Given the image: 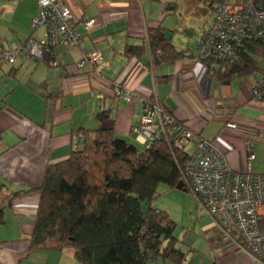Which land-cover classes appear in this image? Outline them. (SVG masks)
<instances>
[{
    "label": "crops",
    "instance_id": "crops-1",
    "mask_svg": "<svg viewBox=\"0 0 264 264\" xmlns=\"http://www.w3.org/2000/svg\"><path fill=\"white\" fill-rule=\"evenodd\" d=\"M63 1L73 16L75 27L84 36L83 48L55 46L53 52L58 66L46 65L22 51L16 53L13 64H0V183L4 184L3 192L37 187L45 166L67 158L78 146L81 130L112 127L116 136L139 145L134 128L140 124L144 100L162 102L163 107L193 133L192 141L224 134L234 146L228 154L230 167L244 169V140L250 139V134L242 128L264 130V101L252 99L249 93L251 86L264 79V64L259 65L257 57L254 58L259 72L234 77L228 83L213 79L197 56L198 43L207 29L204 27L194 52L177 48L171 42L185 55L153 65L146 51L140 57H127L124 53L126 46L144 43L137 33L129 30L130 24L143 23V11L134 10L141 0ZM92 3L96 4L95 8L89 11ZM37 14V0H0V37L6 47L18 49L30 37L46 39L44 27L31 28V20ZM100 15L101 23L89 32L85 33L77 23ZM159 22L162 25L161 19L147 21L144 18L147 27ZM93 49L102 53L108 66L99 72L90 66L77 70L74 66L83 52ZM117 81L134 93L135 98L127 101L113 95L111 88ZM102 109L108 111V115L100 120ZM229 123L240 128H228ZM258 143H264V139L251 144L253 152L259 148ZM251 170L264 174V158L255 155ZM37 205L35 190L21 193L4 209L0 225L5 224L6 214H9L18 231L15 229L10 239L0 240V264H23L34 249L22 239L33 231ZM213 227L208 224L204 229L205 233L213 230L212 241L217 238ZM219 245L212 264H249L230 242Z\"/></svg>",
    "mask_w": 264,
    "mask_h": 264
},
{
    "label": "trees",
    "instance_id": "trees-1",
    "mask_svg": "<svg viewBox=\"0 0 264 264\" xmlns=\"http://www.w3.org/2000/svg\"><path fill=\"white\" fill-rule=\"evenodd\" d=\"M204 1L214 11L216 0ZM237 2L264 8V0ZM164 30L160 22L150 25L147 41L141 46H126L125 55L140 57L146 51L153 65L184 56L165 37ZM54 48L49 47L37 59L53 66ZM237 55L234 63L213 61L199 53L197 56L213 79L228 83L234 77L260 71L254 57L264 58V39L255 37L245 42ZM163 110L172 121L165 124L164 132L149 146L116 136L112 127L85 129L80 131L78 146L67 158L45 166L37 187L3 192L4 184L0 183V223L4 209L18 195L36 190L38 205L33 231L22 239L30 248H71L80 264H147L157 257L185 264L186 255L174 236L175 222L166 211L151 205L160 184L172 189L183 182L192 154L175 145L172 127L181 122L164 107ZM107 113L102 109L100 120ZM183 186L190 192L186 184Z\"/></svg>",
    "mask_w": 264,
    "mask_h": 264
},
{
    "label": "built area",
    "instance_id": "built-area-1",
    "mask_svg": "<svg viewBox=\"0 0 264 264\" xmlns=\"http://www.w3.org/2000/svg\"><path fill=\"white\" fill-rule=\"evenodd\" d=\"M38 14L31 20V28L44 27L46 39L29 38L18 49L8 48L0 37V64H13L15 55L22 51L29 56L40 58L51 46L83 48L84 36L75 27L73 16L63 0H37ZM140 2L135 11H140ZM126 17L128 14L126 13ZM102 16L79 20L77 23L86 33L101 23ZM130 24L129 30L147 41V25ZM264 39V8L227 0L216 4L213 18L198 44L199 54L213 61L237 60L238 49L252 38ZM58 62L55 61L54 65ZM85 66L94 67L96 72L107 67L102 53L96 49L84 51L75 63L77 70ZM112 93L127 101L135 98L119 81L113 84ZM252 99L264 101V79L249 88ZM140 124L134 128L140 144L149 146L164 132L165 124L172 121L165 114L163 105L144 100ZM228 128H240L235 123ZM175 132L174 143L184 148L193 140V133L182 124L172 127ZM250 134L244 140L246 154L244 169L239 171L230 167L228 154L234 148L224 134L214 139L198 138L189 165L183 173V183L198 200L202 212L209 215L212 225L217 228V238L213 240L218 248L221 242H230L248 260L249 264H264V174L251 170L255 154L251 144L264 139V130L255 127L242 128ZM81 137V135H79Z\"/></svg>",
    "mask_w": 264,
    "mask_h": 264
},
{
    "label": "rangeland",
    "instance_id": "rangeland-1",
    "mask_svg": "<svg viewBox=\"0 0 264 264\" xmlns=\"http://www.w3.org/2000/svg\"><path fill=\"white\" fill-rule=\"evenodd\" d=\"M218 1L220 0L213 2V5H216ZM95 5V3H92L88 10L92 11ZM139 5V12L142 13L143 11V18L147 21L162 20V26L170 32L171 42L175 47L192 52L195 51V45L199 40L202 29L209 26L214 13L213 8L209 6V2L204 0H141ZM121 29L123 28L121 27ZM30 57L35 59L33 56ZM257 61L259 65L264 64V58H258ZM258 146L259 148L254 150V154L264 158V143H258ZM185 149L192 152L194 141L187 144ZM151 205L166 211L175 222L174 236L178 240V247L186 255L185 264L213 263V258L217 255L220 245L216 248L210 238L214 235L213 230H210L211 233L204 232L205 226L212 224V220L209 215L202 212L193 193L176 188L171 189L164 184H160ZM142 208L145 209L146 205L143 204ZM5 220V224L0 225V240L10 239L14 235V230L17 229L9 214H6ZM213 228L216 229L217 234V228ZM22 263L80 264L74 258L71 248L63 251L34 248L31 249L30 255ZM147 264L175 263L157 257L149 259Z\"/></svg>",
    "mask_w": 264,
    "mask_h": 264
},
{
    "label": "water",
    "instance_id": "water-1",
    "mask_svg": "<svg viewBox=\"0 0 264 264\" xmlns=\"http://www.w3.org/2000/svg\"><path fill=\"white\" fill-rule=\"evenodd\" d=\"M163 34L165 35L166 38L170 39V37H171L170 32H168V31H164ZM175 188H176V189H179V190H184V191H186V189H185L184 186H183V182H182V181H179V182L177 183V185L175 186Z\"/></svg>",
    "mask_w": 264,
    "mask_h": 264
}]
</instances>
